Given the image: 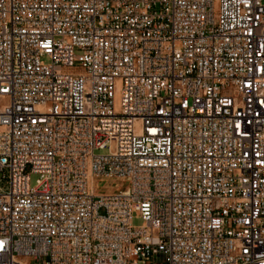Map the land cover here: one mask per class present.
<instances>
[{
    "label": "built area",
    "instance_id": "obj_1",
    "mask_svg": "<svg viewBox=\"0 0 264 264\" xmlns=\"http://www.w3.org/2000/svg\"><path fill=\"white\" fill-rule=\"evenodd\" d=\"M0 103V264H264V0H0Z\"/></svg>",
    "mask_w": 264,
    "mask_h": 264
},
{
    "label": "rangeland",
    "instance_id": "obj_2",
    "mask_svg": "<svg viewBox=\"0 0 264 264\" xmlns=\"http://www.w3.org/2000/svg\"><path fill=\"white\" fill-rule=\"evenodd\" d=\"M45 63H48V60L45 58L43 60ZM1 105V103H0ZM4 176H6V173L4 174H0V182H1V185H0V188H5V181H4ZM36 181H37V177L33 176L32 177V186L34 187L36 185ZM144 225V222L140 216L139 213L135 212L133 214V227L135 228H140Z\"/></svg>",
    "mask_w": 264,
    "mask_h": 264
}]
</instances>
